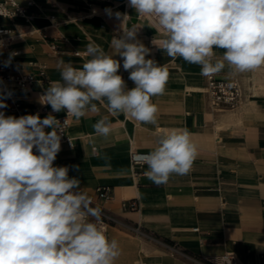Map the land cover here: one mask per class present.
I'll return each instance as SVG.
<instances>
[{"label":"crops","instance_id":"0c3cea01","mask_svg":"<svg viewBox=\"0 0 264 264\" xmlns=\"http://www.w3.org/2000/svg\"><path fill=\"white\" fill-rule=\"evenodd\" d=\"M18 1L26 17H0V27L9 31L3 37L6 46L0 49V61L17 53L10 63L16 69L0 78V94H12L5 101L8 107L0 109L5 115L39 112L41 118L49 113L62 118L65 112L54 113L40 103L50 81L60 79L56 61L63 59L81 67L90 58L83 55L89 43L114 55L113 36L133 25L140 28L138 39L151 49L146 58L168 72L164 93L151 98L158 108L156 125L123 114L113 116L98 104L96 114L89 113L79 121L71 117L62 135L54 165H79V171L70 167L69 176L80 178L93 202H98L97 189L108 187L111 199L100 202L102 206L156 241H141L115 227H109V239L154 246L157 254L151 262L155 264L220 261L228 253L235 255L238 264H264V95L245 97L242 80L246 73L229 75L232 70L226 64L214 75L236 80L242 89L239 106L217 108L205 91L207 77L201 75L200 66L179 57L173 60L154 46L151 41L161 37V30L126 8L124 0ZM105 9H111V14ZM116 12L130 17L117 19ZM214 51L220 58L224 50ZM114 58L121 60L118 74L129 89L134 87L122 58ZM17 74L31 76L33 81L21 88L11 78ZM248 84L253 86V80ZM13 102L20 105L19 112H11ZM105 116L112 127L106 137L93 128ZM173 129L190 133L197 155L186 175L172 174L168 183L157 186L144 176L147 165H132L131 152L154 150L161 135ZM129 201L137 202L138 207L123 209L122 203Z\"/></svg>","mask_w":264,"mask_h":264},{"label":"clouds","instance_id":"9594fccd","mask_svg":"<svg viewBox=\"0 0 264 264\" xmlns=\"http://www.w3.org/2000/svg\"><path fill=\"white\" fill-rule=\"evenodd\" d=\"M128 7L159 26L154 46L173 60L199 65L204 77L219 74L226 64L229 75L264 67V0H128ZM139 29L133 25L113 36L114 55L89 43L83 55L90 58L81 67L58 59L60 79L50 81L40 103L65 112L66 120L96 114L100 104L113 116L156 125L158 108L151 98L164 93L168 72L146 58L151 49L138 39ZM215 49L224 50L220 58ZM15 55L9 53L5 67ZM116 55L134 84L130 89L118 74ZM11 95L0 94V109L8 107ZM65 121L51 113L41 118L39 112L16 117L0 111V264H115L121 255L119 242L106 235L102 209L93 207L80 178L69 176L70 167L79 171V165H54ZM93 128L105 137L112 131L107 116ZM196 155L186 129L165 131L141 157L148 169L144 176L166 184L172 174L186 175Z\"/></svg>","mask_w":264,"mask_h":264},{"label":"built area","instance_id":"2783aa9c","mask_svg":"<svg viewBox=\"0 0 264 264\" xmlns=\"http://www.w3.org/2000/svg\"><path fill=\"white\" fill-rule=\"evenodd\" d=\"M124 5L126 8L128 7V0H124ZM0 17L5 19H13L16 17H26V11L25 9L19 4L18 0H0ZM148 20H150L153 24H155L158 28L159 26L156 24L155 20L153 18L149 17H143ZM9 33L8 30L0 27V42L3 43V46H6L4 42V36H6ZM5 60L0 61V78L3 77V73H6L7 71L11 69H16L14 66L9 65L7 67L4 66ZM18 85L21 88H26L32 81L33 78L31 76H25L21 74H17L15 76H11ZM205 91L207 95L209 96V99L213 106L215 107H222V108H236L239 106L241 100H242V89L238 82L236 80H221L217 79L215 76L207 77V84ZM20 105L16 102L12 103V106L10 107L11 112H19ZM22 115L19 113L18 117ZM71 117H68L66 120V113L65 115L58 119L62 123L65 121L63 126V135L66 131V129L69 126V119ZM66 142H69L68 139L65 140ZM64 141V142H65ZM63 142H61L62 144ZM149 152H138V151H132L131 152V163L132 165H144L142 162L141 157L143 155L148 154ZM97 198L98 202H93V207H100L102 209V219H103V227L105 229L106 235L107 230L106 227H115V226H121L124 228H130V225H128L125 221L121 220L117 216L111 213V211L107 210L100 202H106L111 199L110 189L108 187H100L97 189ZM138 207L137 202H123L122 208L125 210H135ZM222 260L226 264H238L237 259L235 258V255L232 253L225 254L222 257Z\"/></svg>","mask_w":264,"mask_h":264},{"label":"bare ground","instance_id":"6f19581e","mask_svg":"<svg viewBox=\"0 0 264 264\" xmlns=\"http://www.w3.org/2000/svg\"><path fill=\"white\" fill-rule=\"evenodd\" d=\"M245 73V75H247L246 80H242L246 89L245 97L248 98L249 95L255 97L264 95V67ZM249 80H253V86L248 84ZM119 245L121 255L116 260L115 264H155L151 262L152 256L157 254V249L154 246L147 243H142L139 246V243L136 241L126 243L122 240L119 241Z\"/></svg>","mask_w":264,"mask_h":264},{"label":"rangeland","instance_id":"374dc122","mask_svg":"<svg viewBox=\"0 0 264 264\" xmlns=\"http://www.w3.org/2000/svg\"><path fill=\"white\" fill-rule=\"evenodd\" d=\"M218 108H222V107H218ZM226 109H231V108H226ZM115 228H117V229H119L121 231H125V232L129 233L130 235L136 236V237H138V239L140 238L141 241H145V240L153 241V242L156 241V238L154 236L148 235L143 230H138V228L136 226H131L130 225V228H124V227H121V226H115ZM106 230H107V236L109 238V233H110L109 232V227H106ZM147 241H145V242H147ZM190 264H226V263L223 260L213 261V262L212 261L208 262V261H200V260L193 261L192 260L190 262Z\"/></svg>","mask_w":264,"mask_h":264}]
</instances>
